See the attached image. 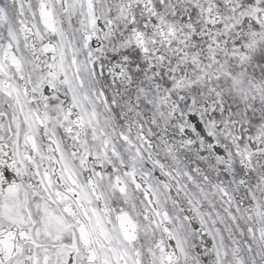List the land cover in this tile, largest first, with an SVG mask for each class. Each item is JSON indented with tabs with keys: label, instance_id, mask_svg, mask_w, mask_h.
<instances>
[{
	"label": "snow or ice",
	"instance_id": "1",
	"mask_svg": "<svg viewBox=\"0 0 264 264\" xmlns=\"http://www.w3.org/2000/svg\"><path fill=\"white\" fill-rule=\"evenodd\" d=\"M0 264H264V0H0Z\"/></svg>",
	"mask_w": 264,
	"mask_h": 264
}]
</instances>
